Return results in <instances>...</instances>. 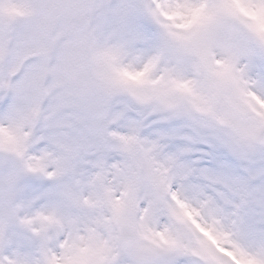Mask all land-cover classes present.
Here are the masks:
<instances>
[{"label":"snow or ice","instance_id":"obj_1","mask_svg":"<svg viewBox=\"0 0 264 264\" xmlns=\"http://www.w3.org/2000/svg\"><path fill=\"white\" fill-rule=\"evenodd\" d=\"M0 264H264V0H0Z\"/></svg>","mask_w":264,"mask_h":264}]
</instances>
